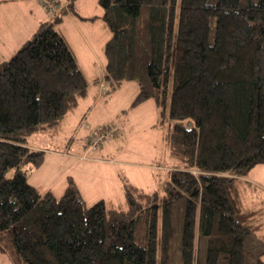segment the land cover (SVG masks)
I'll use <instances>...</instances> for the list:
<instances>
[{
    "label": "trees",
    "instance_id": "obj_1",
    "mask_svg": "<svg viewBox=\"0 0 264 264\" xmlns=\"http://www.w3.org/2000/svg\"><path fill=\"white\" fill-rule=\"evenodd\" d=\"M58 1V0H57ZM59 3V2H58ZM108 92L152 98L180 164L161 198L122 178L126 208L86 205L28 181L37 131L60 123L88 81L54 21L0 59V244L14 264H264V235L239 178L264 163V0H98ZM71 6V5H70Z\"/></svg>",
    "mask_w": 264,
    "mask_h": 264
},
{
    "label": "rangeland",
    "instance_id": "obj_2",
    "mask_svg": "<svg viewBox=\"0 0 264 264\" xmlns=\"http://www.w3.org/2000/svg\"><path fill=\"white\" fill-rule=\"evenodd\" d=\"M59 1L67 2V0ZM24 2L27 3L28 0H16L12 3L9 1L4 7H0L7 9V13L5 12L7 23L4 24L5 26L1 23L0 26V56H4L3 58L9 59L25 40L33 37L35 29L25 37V32L31 26L28 23L29 16L35 19L39 11L42 17L39 20H55L54 15L47 12L45 6L38 0L40 7L34 2L32 11L22 7L21 3ZM85 2H91L92 14L103 11L98 0H85ZM63 8L61 4L60 12ZM60 15L64 19L62 24L64 25L66 16L63 13ZM53 26H56V22H53ZM65 26L68 30L70 24L67 22ZM14 42L17 47L10 44ZM85 72L89 80L88 94L80 98L79 106L73 108V112L68 111L63 122L50 129L33 132L28 137L29 145H34L45 152L43 163L28 170V181L40 193L50 190L56 196H60L71 181L76 185L86 205L104 199L116 208H126L121 181V177L125 176L129 182L147 193L156 191L161 198L169 172L181 163L178 158L170 154L166 144L171 120L165 115L163 122L158 123V109L152 98L132 105L138 93L136 81H125L112 91L107 90L100 95L99 83L104 80L100 79L99 83L94 81L101 76V69L95 66L86 69ZM87 105L91 121H98V125L104 127L114 125L117 131L104 136L97 149L85 150L84 157H81L82 136L85 134L89 136L94 127L78 125L81 115L77 114L76 117L75 115ZM90 124L92 123L89 122ZM246 180L244 182L249 184V180ZM257 190L259 195L264 193L261 188ZM245 204L243 202L246 207ZM5 247L0 244V264H14L18 258L17 254L10 246Z\"/></svg>",
    "mask_w": 264,
    "mask_h": 264
},
{
    "label": "crops",
    "instance_id": "obj_3",
    "mask_svg": "<svg viewBox=\"0 0 264 264\" xmlns=\"http://www.w3.org/2000/svg\"><path fill=\"white\" fill-rule=\"evenodd\" d=\"M9 1L10 3H12V2H15L16 0H0V7H4L6 4L9 3ZM34 2L40 7V5L37 3V0H28L27 3L24 2L21 4L24 9L28 8L29 11H32L33 9L32 6L34 7L35 5ZM58 2L64 6L60 14L61 13L65 14L66 20L64 22V25H62L64 19L61 17L59 21L56 22V26H57L56 29L65 38L66 42L68 43L70 49L72 50L76 58L79 68L81 69L86 79H87L86 72H85L86 69L94 68L95 66H98L101 69V74H100L101 76L95 78V81H94V82L99 83L100 79H103V75H104L105 60H104V54H103V45L105 41L110 37V34H111L110 30L107 29V26L106 25L104 26V20L102 19L103 11L98 12L97 14H92L91 12L92 4L91 2H85V0H70L69 2L67 0V2H64V3L58 0ZM5 12L7 13V9H0V13H1L0 14V20H1L0 26H1V23L3 24V26H5L4 25L5 23H7ZM14 13L16 15L18 14L16 12ZM57 15L58 14H56L54 17H56ZM41 18H42L41 13L39 11L35 19L29 16L28 23H30L31 26L25 32V35H26L25 37H27V35L31 33L32 29L33 31L34 29L36 31V29L38 28L41 22H51V21L39 20ZM67 22L70 24V27L68 30L66 29V26H65ZM10 44L14 47L17 45L15 42L10 43ZM3 57L4 56H0V59H6ZM87 81H88V87H89V80L87 79ZM87 94H88V88H87V92L85 96H87ZM99 94L103 95L104 93H102L100 90ZM79 104H80V99L78 100V104L76 107H78ZM87 109H88V105L83 107L82 109H80V111H78V113H76L75 117L77 116V114L81 115L80 119L78 120V125H84L85 127L89 126L91 128L97 126L99 124L98 121L94 122L89 119L90 112ZM72 110L71 112H73ZM65 119H66V115L63 117V119L60 122H63ZM88 121L92 124L89 125ZM85 136L86 134L82 136V143L80 144V146L82 145V150H83V152L80 154L81 157L84 156L83 154L84 151L85 150L87 151V148L85 146V141H84ZM29 146L36 148L34 147V145H29ZM96 160L103 161L101 159H96ZM124 177L125 176L121 177V181H122V178ZM245 179L249 180V184H246V182H244ZM238 180H239V186H240V191H241L242 205H243V202L246 203L245 204L246 207L243 205L244 209L245 210H257V209L261 210L259 215L255 216V222L260 223L261 228L259 230V234L264 235V193H260L261 195H259V192L257 190V188H261L264 191V163L256 164L248 171L246 175L240 177Z\"/></svg>",
    "mask_w": 264,
    "mask_h": 264
},
{
    "label": "built area",
    "instance_id": "obj_4",
    "mask_svg": "<svg viewBox=\"0 0 264 264\" xmlns=\"http://www.w3.org/2000/svg\"><path fill=\"white\" fill-rule=\"evenodd\" d=\"M38 1L45 6V10L47 12L52 13L54 16L61 11V4L58 3L57 0H38ZM99 86L102 93L108 90V83H105L104 81L100 82ZM116 131L117 129L114 125H110L106 127L98 125L94 127L92 133L89 134V136H87L85 140L87 151H93L97 149L104 136L108 134H113Z\"/></svg>",
    "mask_w": 264,
    "mask_h": 264
}]
</instances>
